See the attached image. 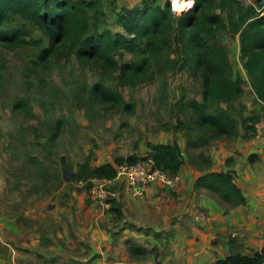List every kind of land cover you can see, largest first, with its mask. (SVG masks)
Returning a JSON list of instances; mask_svg holds the SVG:
<instances>
[{
    "label": "rangeland",
    "instance_id": "obj_1",
    "mask_svg": "<svg viewBox=\"0 0 264 264\" xmlns=\"http://www.w3.org/2000/svg\"><path fill=\"white\" fill-rule=\"evenodd\" d=\"M166 1L157 0L161 5ZM170 1L173 12L177 11V17L191 11L194 6L193 0L190 6L188 0H175V7L174 0ZM239 1L245 7L257 8L255 0ZM104 2L108 13L107 25L114 32H123L117 22L120 9L141 4V0ZM237 10L236 5H231L221 16L227 21L237 14ZM28 29L31 31L30 39L42 38L37 28L28 26ZM173 35L175 41L178 27ZM219 40L229 53L234 77L240 75L245 80V93L236 104L239 112L238 138L220 141L221 147L216 150L215 163L222 164L226 163L230 151L246 149L249 143L243 139L244 119L259 117L262 122L258 128L264 130V102L257 99L244 101V98H252L253 91L243 67L239 34L233 35L229 30H224L220 32ZM43 47V44L31 43L16 51L2 50L0 264H180L178 259L170 257V252L178 250L182 253L183 246L187 248V245V250L183 251V264H198L200 261L204 264L214 263L215 259L207 258L206 246L213 244L209 234L216 222L221 220L238 225L237 222L247 218V209L211 210L204 203L197 205L198 210L194 215L186 213L183 216V222L189 221L190 226L183 223V228L178 229L179 234L182 230L183 235L186 230L191 234L186 244L185 237H177L170 228L163 237L156 236L164 222L162 216L168 213L165 202L159 208L156 206L155 212L153 206L157 205L158 200L156 203L153 200L152 205L146 200L134 198L147 204H138L131 207L132 210L122 201V187L119 186L117 200L122 205L123 218L118 219L111 210L112 204L105 206L99 202L88 182L81 184L80 181L71 180L92 151L91 163L94 166L114 163L118 157L137 156L144 160L150 154L149 144L186 143L184 135L175 131L172 124L181 121L189 125L191 109H182L181 105H185L186 101L202 100L203 78L192 66L184 71L179 70L182 61L179 45L173 42L169 51L174 59L173 68L157 75L153 82L130 87L120 86L116 78L104 80L107 85L118 89L126 102L133 104L134 112L110 109L94 101L90 97V90L101 79L84 69L75 55L70 59L53 58L49 64L35 66ZM118 59L123 63L131 61L133 56L125 53L123 58ZM24 98L29 101L31 116L14 110L15 105ZM60 121L63 125L59 131L57 124ZM227 144L229 149L226 152ZM182 148L185 162H189L191 157L207 156V147ZM190 162L188 164L192 165ZM223 169L228 168L225 165ZM234 179L246 193L249 206L264 209V185L259 184L263 177L258 174L256 180H252L253 185L246 184L249 179L244 180L237 172ZM98 182L94 180L92 185ZM178 187H183L180 179L169 189L174 191ZM162 190L168 191L164 187ZM206 191L209 198L212 194ZM186 216L190 218L186 220ZM178 217L179 214L173 212L166 219L175 221ZM134 222H137L135 226L138 228L135 234L130 233L128 228ZM225 229L220 228L218 237L224 234ZM229 231L232 234V230ZM170 232L172 236L168 235ZM229 237L231 242L233 238ZM129 240L133 241L132 245L134 243L146 250L144 260L136 261L130 257ZM236 244L235 241L234 248H237ZM256 244L259 247L263 243ZM238 245L237 249L247 246L255 250L250 244Z\"/></svg>",
    "mask_w": 264,
    "mask_h": 264
},
{
    "label": "trees",
    "instance_id": "obj_2",
    "mask_svg": "<svg viewBox=\"0 0 264 264\" xmlns=\"http://www.w3.org/2000/svg\"><path fill=\"white\" fill-rule=\"evenodd\" d=\"M194 1V2H193ZM193 8L176 16L170 0L161 5L157 0H141L132 8L123 7L117 13V22L123 32H114L107 25V7L104 0H0V64L3 49L19 50L31 43L43 44L35 66L49 64L53 58L77 57L82 67L100 77L90 90V97L107 108L134 112L133 104L126 102L118 89L104 80L116 78L120 86L137 87L153 82L157 75L173 68L170 56L173 42L180 47L182 61L179 70L192 66L203 78L202 100L186 101L181 108L191 109L189 125L178 121L172 128L181 132L189 147H208L212 141H233L239 135L237 102L243 97L245 80L233 75L226 47L220 42L221 31L229 30L240 36L243 67L250 79L254 100L264 102V3L255 0V6L245 7L239 0H193ZM176 4L174 0V5ZM231 5L237 14L224 20L221 16ZM177 17V19H176ZM28 26L42 33L39 40L30 39ZM178 35L174 41V29ZM125 53L131 61L119 62ZM184 98V97H183ZM31 116L28 99L20 100L14 107ZM259 117L243 120L248 141L258 134ZM63 123L57 126L60 131ZM149 156L155 167L177 177L184 164V151L180 143L149 144ZM93 151L85 158L81 169L72 181L113 180L117 167L125 162L135 163L137 156L118 157L115 165L106 163L93 167ZM202 156V155H201ZM191 157L190 161L200 171H206L195 182V188L206 189L225 210L238 209L248 204L242 187L235 182L230 169L234 157L226 161L229 169L208 171L212 161L209 156ZM257 156L250 155L253 162ZM143 159V158H142ZM88 187V188H90ZM111 210L118 219L123 218L122 205L112 201ZM120 221V220H119ZM128 242L130 257L136 261L146 258V250ZM235 240H231L234 244ZM264 246L254 256L232 254L216 264H261Z\"/></svg>",
    "mask_w": 264,
    "mask_h": 264
},
{
    "label": "crops",
    "instance_id": "obj_3",
    "mask_svg": "<svg viewBox=\"0 0 264 264\" xmlns=\"http://www.w3.org/2000/svg\"><path fill=\"white\" fill-rule=\"evenodd\" d=\"M253 98H254V95L252 96V98H249L247 100H246V98H244V101L245 102H247V101L253 102L254 101ZM260 124L261 123H259V125ZM263 124H264V117H263ZM259 125H257V130H258L257 136L248 140L250 145L248 146L249 143H247L246 149H237L236 151H230L231 154L228 157V159L230 157H234V159H235V162L232 165V167H230V169L233 171V173L237 172L240 175V177L243 178L244 180L248 178L249 181L246 182V184H248V185L254 184V182H252V180L253 179L256 180V177L258 174H260L261 177H263V179L261 180V183L259 182V184L264 185V154H263L264 145L262 144V138L264 140V130L262 128H258ZM177 142L180 143L179 141H177ZM220 143H221L220 141L214 140L207 147L208 148L207 156H209L211 161H212L211 168L208 171H211V172L219 171V170H222L223 168H225L226 163H222V164H220L219 162L215 163V159H217L216 150L219 149V147H221ZM182 144H184V145H182ZM180 145L184 147V146H187V143L181 142ZM228 145L229 144H227V147H228ZM227 147L225 146L226 152L229 149V147L228 148ZM150 152H151V150H150ZM250 155H256L257 156V158H255V160L252 162V165L250 164V161H249ZM149 157L150 156L148 155V158ZM228 159H226V161ZM189 162L184 161L183 167H182L180 173L178 174V176L176 177L177 180L180 179V181L183 182V187H178L177 190L174 189V191H171V189H169V187H167V186L157 184V183H151L149 186H147V188L145 190V195L143 197L139 198L138 196H135L134 194H132L133 188L130 184H128L127 182H121L120 183V185L122 187V193H121L123 196L122 201L123 200L125 201V205L127 208L128 207H130V208L136 207V205H138V204H143V205L147 204V203H143V202H138L135 199L146 200L148 203L150 202V204H152V205H153V202H152L153 200H155V203L158 200L157 205L154 204V206H153V208L155 207L154 208L155 212H157L156 206H158V208H159L161 206L160 204H163L164 202L166 203V205L168 207L167 215H169L170 213H173V212H177L179 214V217L175 221L172 219L167 220L166 219L167 215L162 216L164 222L161 225V232L156 233V236L157 237H163L166 234L165 231H167L170 228L173 230L174 234H176L177 237L178 236L185 237L186 244H187V239L188 240L190 239L189 236L191 234L188 232V230L185 231V235H183V230L181 231L180 234L178 233V229L183 228V223H185L187 226H190L189 221L187 223L183 222V216L186 213H189L190 216H192L191 214L194 215L195 212L198 210L196 208V207H198L197 205L201 206L202 203H204L205 204L204 206L209 207L211 210H214V209L215 210H217V209L225 210V207H223L220 204V202L214 196H212L209 192L208 193L211 196H209V198H207L206 193L204 192V191H206V189L195 188V182L206 171L205 172L200 171L191 162L190 163L192 165L188 164ZM258 162H260V164H258ZM103 164H106V163H102L100 165H103ZM110 164L115 165V161H114V163H110ZM91 165H92V163H91ZM97 166H99V165H94L93 167H97ZM213 166H214V169L212 168ZM227 168L229 169V167H227ZM256 184H258V182ZM162 187H164L168 191L164 192V190H162ZM176 194H177V196H176ZM244 194L247 198V195L245 192H244ZM136 197H138V198H136ZM247 200H248V198H247ZM240 208L247 209V212H246L247 218L246 219L241 220L242 222H237L238 225L230 224L229 222L224 223L221 220H219L218 222H216L217 225L213 228L212 232L209 234V237L211 239L210 242L213 241V244H212V246L209 245V247L206 246V250H207L206 255H207V258L209 257V258L215 259L214 263H212V264H216V260L226 259L232 254H242V255L254 256V254L256 252H260L262 250V248L264 246V209L263 208L256 209V208H254V206L250 207L249 203L246 206H242ZM188 218H190V217H187L186 220ZM205 218H204V220H205ZM208 221H209V217L207 218V220L205 222L208 223ZM194 223H196V222H194ZM135 225H137V222H134L133 226L128 227V228H130L129 229L131 231L130 233L134 232V234H135L136 233L135 230H138V228ZM153 225L156 226L155 224H153ZM220 228H222V229L226 228V229H225L224 234H222V236L218 237V233L220 231ZM229 230H232V234H230ZM129 235L133 236L132 234H129ZM168 235L172 236V232H170ZM229 236H231L233 238V240L236 239L235 241L237 242V244H236L237 248L239 247L238 244L242 243L245 246H246V244H248V245L250 244V247H254L255 250L247 248V246H246V248H243V249L234 248V244H231V242L229 241L230 240ZM185 240L183 241V244H184ZM259 242H261L263 244L258 247L256 243H259ZM187 248H188V245H187ZM187 248H184V246H183V251L187 250ZM208 249H209V251H208ZM183 251H182V253L179 252L178 250L176 252H174V251L170 252V257H173L174 259H178L180 264H183ZM198 264H204V263H203V261H200Z\"/></svg>",
    "mask_w": 264,
    "mask_h": 264
},
{
    "label": "built area",
    "instance_id": "obj_4",
    "mask_svg": "<svg viewBox=\"0 0 264 264\" xmlns=\"http://www.w3.org/2000/svg\"><path fill=\"white\" fill-rule=\"evenodd\" d=\"M174 14L177 11L174 10ZM94 180H92L93 182ZM96 185H92L91 192L96 194L97 200L105 206H110L112 201L117 200L119 195L118 187L121 182H127L133 188V194L138 197L145 195L147 186L151 183L161 184L167 187L176 185L177 178L172 177L168 172L155 167L151 157L139 160L135 163L125 162L117 167V175L113 180H98ZM80 183H87L80 181ZM261 264H264L261 263Z\"/></svg>",
    "mask_w": 264,
    "mask_h": 264
},
{
    "label": "clouds",
    "instance_id": "obj_5",
    "mask_svg": "<svg viewBox=\"0 0 264 264\" xmlns=\"http://www.w3.org/2000/svg\"><path fill=\"white\" fill-rule=\"evenodd\" d=\"M191 2H192V0H188V4H189V6L191 5ZM173 6L175 7L174 4H173ZM180 7L183 8V5H180Z\"/></svg>",
    "mask_w": 264,
    "mask_h": 264
}]
</instances>
